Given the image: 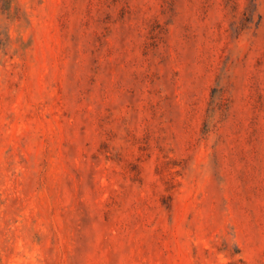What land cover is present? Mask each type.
<instances>
[{"label": "rangeland", "instance_id": "obj_1", "mask_svg": "<svg viewBox=\"0 0 264 264\" xmlns=\"http://www.w3.org/2000/svg\"><path fill=\"white\" fill-rule=\"evenodd\" d=\"M0 264H264V0L0 11Z\"/></svg>", "mask_w": 264, "mask_h": 264}, {"label": "trees", "instance_id": "obj_2", "mask_svg": "<svg viewBox=\"0 0 264 264\" xmlns=\"http://www.w3.org/2000/svg\"><path fill=\"white\" fill-rule=\"evenodd\" d=\"M12 4V0H0V11L9 9Z\"/></svg>", "mask_w": 264, "mask_h": 264}]
</instances>
